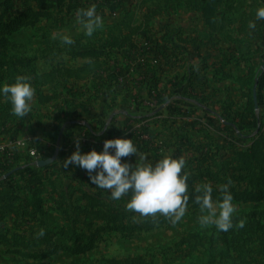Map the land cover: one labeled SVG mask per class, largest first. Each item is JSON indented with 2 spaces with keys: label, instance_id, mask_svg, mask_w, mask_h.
<instances>
[{
  "label": "rangeland",
  "instance_id": "obj_1",
  "mask_svg": "<svg viewBox=\"0 0 264 264\" xmlns=\"http://www.w3.org/2000/svg\"><path fill=\"white\" fill-rule=\"evenodd\" d=\"M93 4L103 26L88 37L77 13ZM260 7L264 0H0V22L15 26L0 28V83L26 75L35 89L23 118L0 95V264H264ZM125 136L153 163L185 158L189 201L177 224L126 210L127 195L113 200L85 169L63 166L77 142L101 151ZM218 170L221 183L211 176ZM229 181L233 228L201 226L194 188Z\"/></svg>",
  "mask_w": 264,
  "mask_h": 264
},
{
  "label": "clouds",
  "instance_id": "obj_2",
  "mask_svg": "<svg viewBox=\"0 0 264 264\" xmlns=\"http://www.w3.org/2000/svg\"><path fill=\"white\" fill-rule=\"evenodd\" d=\"M256 18L264 19V7L257 9ZM77 22L88 37L103 26L102 17L97 14L94 4L78 10ZM255 26L254 22H250V28ZM57 37L64 44L73 43L68 35L57 34L53 38ZM0 95L7 97L15 116L23 118L32 112L35 89L30 77L17 75L12 83H0ZM133 154L137 156L134 165L122 162L123 157ZM70 164L85 169L95 187L108 190L111 199L120 200L127 195L129 199L125 207L128 211L141 216L159 213L170 219L173 225L180 222L187 211L189 175L183 171L186 166L183 156L164 154L153 163L146 155L139 154L133 140L125 136L106 139L101 151L93 148L81 152L77 142L76 150L64 161L63 166L67 168ZM230 183L220 186L222 195L216 200L213 199L210 183L194 188L197 193L195 203L199 205L201 213L198 217L201 226L213 225L223 232L233 228L232 217L236 208L232 203ZM244 225L245 221L240 220L236 227L243 228ZM39 235H44L43 229Z\"/></svg>",
  "mask_w": 264,
  "mask_h": 264
},
{
  "label": "trees",
  "instance_id": "obj_3",
  "mask_svg": "<svg viewBox=\"0 0 264 264\" xmlns=\"http://www.w3.org/2000/svg\"><path fill=\"white\" fill-rule=\"evenodd\" d=\"M0 25H1L0 28L2 30L6 31V32L13 31L14 27H15L14 24H11V23L7 24V23H4V22H0ZM153 143H155V142H153ZM206 155H208V159H211V158H213L215 156V154H209V152H206ZM208 168L211 169V164L208 166ZM220 169L221 168H219V170ZM219 170L217 172H213V174L211 175L212 179H214L215 183H221L222 182V180H220V178H219ZM210 171H212V170H208V175H210ZM22 172L23 171H20V173H22ZM220 186L221 185L212 186L213 187V199H215V198H217V197L222 195V193L219 190ZM229 190H230L232 196H237L238 195V194H235L236 193V188L235 187H230Z\"/></svg>",
  "mask_w": 264,
  "mask_h": 264
},
{
  "label": "water",
  "instance_id": "obj_4",
  "mask_svg": "<svg viewBox=\"0 0 264 264\" xmlns=\"http://www.w3.org/2000/svg\"><path fill=\"white\" fill-rule=\"evenodd\" d=\"M51 161H52V159H48V160H40V161L38 162V164L41 165V166H44V165L49 164Z\"/></svg>",
  "mask_w": 264,
  "mask_h": 264
},
{
  "label": "built area",
  "instance_id": "obj_5",
  "mask_svg": "<svg viewBox=\"0 0 264 264\" xmlns=\"http://www.w3.org/2000/svg\"><path fill=\"white\" fill-rule=\"evenodd\" d=\"M24 143H25L24 141H20L19 144H20V145H23ZM30 153H31L32 155H35V151H33V150H31Z\"/></svg>",
  "mask_w": 264,
  "mask_h": 264
}]
</instances>
